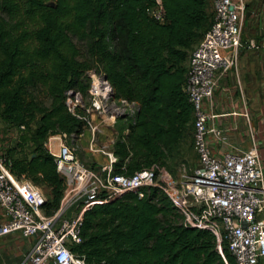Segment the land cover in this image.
<instances>
[{
    "label": "trees",
    "instance_id": "obj_1",
    "mask_svg": "<svg viewBox=\"0 0 264 264\" xmlns=\"http://www.w3.org/2000/svg\"><path fill=\"white\" fill-rule=\"evenodd\" d=\"M161 1L162 23L147 14L155 0H0V123L15 130L1 152L16 177L49 189L46 215L59 209L65 183L43 144L81 133L65 93L86 96L84 74L94 66L114 99L137 105L113 141L114 173L158 172L192 129L183 86L188 56L212 24L211 0ZM144 193H118L86 210L72 252L86 264H235L208 227L181 223L159 187Z\"/></svg>",
    "mask_w": 264,
    "mask_h": 264
},
{
    "label": "built area",
    "instance_id": "obj_2",
    "mask_svg": "<svg viewBox=\"0 0 264 264\" xmlns=\"http://www.w3.org/2000/svg\"><path fill=\"white\" fill-rule=\"evenodd\" d=\"M212 7V24L187 59L183 91L192 107V145L197 164L178 190L180 199L173 197L168 185L157 183L160 169H143L133 175L114 173L117 158L106 146L98 144L97 135L104 126L114 128L118 115L136 103L114 99L111 86L99 73L91 81L87 103L78 91L69 90L65 93V105L83 122L82 131L75 138L88 131L89 151L104 153L107 161L98 169L90 168L79 160L75 147L64 142L73 135L48 136L43 147L65 183L56 212L44 213L47 198L40 188L24 177H16L0 151V238L19 235L33 240L19 264H86L71 250L82 240L85 211L118 193L132 192L142 199L144 190L150 187H159L169 197L184 226L208 227L216 238L217 249L225 245L235 264H260L264 258V170L260 142L250 127L245 106L242 111L226 114L208 109L218 76L237 63L245 4L243 0H212ZM163 11L162 1L155 0L147 14L162 23ZM261 45L264 48V35ZM236 118L249 124V146L217 152L211 146L210 136L220 140L222 134L234 132L237 145L245 142V133L239 131ZM218 119L222 121L219 123ZM72 206L76 209L69 215Z\"/></svg>",
    "mask_w": 264,
    "mask_h": 264
},
{
    "label": "rangeland",
    "instance_id": "obj_3",
    "mask_svg": "<svg viewBox=\"0 0 264 264\" xmlns=\"http://www.w3.org/2000/svg\"><path fill=\"white\" fill-rule=\"evenodd\" d=\"M245 4V11H244V19H243V25H242V33H241V47L238 50V57L243 56L246 54V52H252L254 49L249 45L251 41H256L259 36L261 35L262 30L260 29V26L263 25L264 21H262L263 17V10L262 8V2L264 0H243ZM209 7L212 10V5L209 1ZM213 11V10H212ZM255 52V51H254ZM261 63V64H260ZM259 63L258 71L255 72V75L257 77V82L252 83L251 79L248 75V73H244V79H243V93H244V104L247 113L250 117V127L253 130L254 134H256L259 142H260V157H261V164L262 168L264 170V63L263 61ZM99 75V71L95 68V66L87 71L84 74V80L87 82L90 86L91 81L94 77ZM238 93V90H237ZM36 96L38 100L43 103L44 105L49 104V100L45 97V95L42 92H37ZM82 99L85 103L89 100V93H87L86 96H82ZM120 104H117V106ZM111 108L112 104L109 103L108 105ZM137 110L136 106L127 107L125 109V112L121 115H118L117 118H123L126 117L125 120L118 121L116 124V127L114 126V129L112 130H105L104 135H100V140L102 142H105L104 144H107L110 140H115L116 137L119 135L120 132L124 131L126 128V125L131 122L132 117L134 116L135 112ZM111 111V110H110ZM231 111L230 109H224L221 110V113H226ZM238 124L239 131L245 133L244 136V143L243 147L247 148L249 146V134H248V128L249 124L247 122H244L242 118H240ZM5 133V134H3ZM84 135L81 138H74V137H67L64 139V142L68 145H72L76 149V155L79 158L80 161H82L84 164L86 162L83 160V156L80 153L81 147H87L88 141H89V135L87 132L84 131ZM15 136V130L14 129H6L1 123H0V151L1 148L6 147L8 144L10 145ZM1 139H4L3 141ZM111 144V143H110ZM2 157L5 160V156L1 152ZM174 159H168L166 162V166H162L160 168V172L157 176V183H162L163 185H168L171 188V192L173 197L178 200L180 199L178 190L181 188V185L183 181L187 180L188 176L191 174L194 166L197 164V159L195 156V153L193 151V145H192V129H188L186 131V134L184 138L181 140L179 145L175 149V155ZM7 163V161H5ZM8 165V163H7ZM87 165V164H86ZM40 190L44 194L45 197L50 199V191L47 187L39 186ZM76 206H72L70 211L68 212L69 215H71L73 211H75ZM181 221V220H180ZM26 240L31 239H23L20 238L18 242H22ZM33 243V240H32ZM22 248H16L13 246V257L16 258V254L21 252ZM21 257H17L16 264H19L21 261ZM23 259V258H22Z\"/></svg>",
    "mask_w": 264,
    "mask_h": 264
},
{
    "label": "crops",
    "instance_id": "obj_4",
    "mask_svg": "<svg viewBox=\"0 0 264 264\" xmlns=\"http://www.w3.org/2000/svg\"><path fill=\"white\" fill-rule=\"evenodd\" d=\"M263 10L262 21H264V1L261 3ZM212 5V0H211ZM213 9V7H212ZM264 23V22H263ZM260 29L263 33L259 36L256 41H251L249 45L254 49L252 52H246L243 56L238 57L237 63L234 67L225 74L219 75L217 79V83L214 89V94L212 97L211 103L208 104V109L215 114H226L232 111H242L244 104V93L243 89V79L244 73H248L251 82L258 85L257 77L255 72L258 71L259 63L263 61L264 63V48L261 45L262 37L264 35V24L260 26ZM242 42V39H241ZM261 64V63H260ZM238 90V93H237ZM230 109L231 111L226 113H221V110ZM229 120L235 121V118H227ZM239 121V118H236ZM219 123L222 121L221 119L217 120ZM114 128L102 127L101 132L97 135V140L99 145H104L107 147L109 152H112V144L113 140H110L107 144L100 140V135H104L105 130H112ZM89 135V140L91 135L88 131H85ZM84 135V134H83ZM82 135V136H83ZM222 139L217 140L215 137L210 136L211 138V146L217 152H221L223 150L228 149H243V146L237 145L236 140L238 136L234 132L224 133ZM81 136V137H82ZM79 137V138H81ZM89 143V141H88ZM111 143V144H110ZM80 153L83 156V160L86 162L87 166L90 168L98 169L101 165H103L107 161V156L104 153L100 152H91L87 147H81ZM113 153V152H112ZM21 237L19 235H11L8 237L0 238V264H16L15 259L17 257L22 258L28 253L32 246V239L26 240L22 242H18ZM13 246L16 248H22L21 252L16 254V258L13 257ZM20 260V261H21ZM260 264H264V258L260 259Z\"/></svg>",
    "mask_w": 264,
    "mask_h": 264
},
{
    "label": "water",
    "instance_id": "obj_5",
    "mask_svg": "<svg viewBox=\"0 0 264 264\" xmlns=\"http://www.w3.org/2000/svg\"><path fill=\"white\" fill-rule=\"evenodd\" d=\"M105 79V78H104Z\"/></svg>",
    "mask_w": 264,
    "mask_h": 264
}]
</instances>
